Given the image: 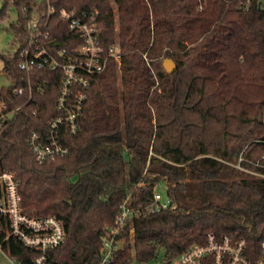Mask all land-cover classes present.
Here are the masks:
<instances>
[{
  "label": "trees",
  "instance_id": "1",
  "mask_svg": "<svg viewBox=\"0 0 264 264\" xmlns=\"http://www.w3.org/2000/svg\"><path fill=\"white\" fill-rule=\"evenodd\" d=\"M35 3L5 0L0 10V21L9 7L17 15L10 26L20 46L0 59L18 82ZM52 3L71 17L99 11L103 41L120 45L122 61L95 78L81 131L66 137L68 157L39 164L27 145L29 132L44 131L58 113L60 72L35 71V100L0 129V171L20 180L24 211L65 223L68 237L50 251L49 264H100L101 236L122 204L131 195L132 207L149 206L158 184L177 208L135 218L115 264L133 256L139 264L170 263L209 234L246 241V256L256 262L264 243L261 0H208L203 10L199 0ZM59 21L53 36L70 48L67 24L55 29ZM167 58L177 64L172 74L163 66ZM6 97L9 109L28 102L10 90ZM5 249L24 262L37 255L14 239Z\"/></svg>",
  "mask_w": 264,
  "mask_h": 264
},
{
  "label": "built area",
  "instance_id": "2",
  "mask_svg": "<svg viewBox=\"0 0 264 264\" xmlns=\"http://www.w3.org/2000/svg\"><path fill=\"white\" fill-rule=\"evenodd\" d=\"M207 1L199 0L198 9L203 10ZM11 11L9 7V15ZM56 18L60 21L55 29L61 25L62 28L64 23L68 26L72 36L67 38L70 48L58 46V40L53 36ZM27 28L29 36L20 51L18 63V69L24 76L18 82L5 66L0 69V129L35 100L32 77L35 71L60 72L56 117L47 122L44 131L31 130L27 136L29 152L39 164H43L71 154L65 140L67 136H76L81 131V120L93 82L106 72L112 61L118 67L121 66L122 51L117 42L110 45L104 43L99 11L71 17L68 11L58 10L52 0H36ZM9 90L16 96L26 95L28 102L9 109L6 97ZM37 91L44 93L42 88H37ZM31 114L36 117L38 110H32ZM235 167L243 170L240 163ZM130 201L131 195L122 204L115 225L104 230L101 236L103 248L100 264H115L116 255L126 245L125 239L121 237L135 218L177 208L166 192L160 191L157 186L149 206L135 208ZM134 236L135 231L132 229V240ZM67 237L65 223L57 217L26 213L22 207L20 180L12 172L0 171V253L6 255L12 264H49L50 251L62 245ZM11 239L35 251L37 255L30 262L12 257L5 249ZM246 250L247 243L244 240L234 242L229 236L218 238L209 234L204 245L189 248L170 263L157 261L155 264H264V243L256 262L246 256ZM127 264L139 263L133 256Z\"/></svg>",
  "mask_w": 264,
  "mask_h": 264
},
{
  "label": "rangeland",
  "instance_id": "3",
  "mask_svg": "<svg viewBox=\"0 0 264 264\" xmlns=\"http://www.w3.org/2000/svg\"><path fill=\"white\" fill-rule=\"evenodd\" d=\"M5 0H0V10L4 5ZM264 6V0H261ZM16 14L12 10L9 17H7L4 21H0V53L3 54H13L17 51L18 47L20 46L21 41L16 38L13 29L11 28V22L16 20ZM119 28L117 23V29ZM4 63L2 59H0V69L3 68ZM121 66L118 68L120 69ZM158 189L162 192L166 189L164 184H158ZM0 264H12L9 258L0 253ZM155 264V263H154Z\"/></svg>",
  "mask_w": 264,
  "mask_h": 264
},
{
  "label": "water",
  "instance_id": "4",
  "mask_svg": "<svg viewBox=\"0 0 264 264\" xmlns=\"http://www.w3.org/2000/svg\"><path fill=\"white\" fill-rule=\"evenodd\" d=\"M164 69L168 74H172L177 70V64L171 58H167L163 62Z\"/></svg>",
  "mask_w": 264,
  "mask_h": 264
}]
</instances>
